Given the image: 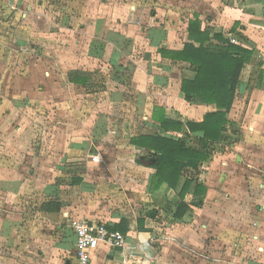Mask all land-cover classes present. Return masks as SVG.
Listing matches in <instances>:
<instances>
[{
    "label": "crops",
    "instance_id": "1",
    "mask_svg": "<svg viewBox=\"0 0 264 264\" xmlns=\"http://www.w3.org/2000/svg\"><path fill=\"white\" fill-rule=\"evenodd\" d=\"M108 2L105 0L100 4L108 8ZM263 6L264 0H148L130 7L124 4L122 14H132L131 21L124 16L117 22L111 21L108 16H101L95 29L89 30L91 34L94 33L95 41L112 45L113 58L118 62L131 51L127 47L130 42H136L137 46L145 50V57L136 63L130 79V87L135 94V110L143 114L144 118L142 132L154 129L150 125V115L156 99L149 92L151 85L166 91L161 97L167 114L185 123L201 121L208 112L216 110L215 105L200 99L187 101L181 91V82L183 79H193L195 73L186 63L171 65L158 52L160 47L174 50L183 48L188 41V21L194 14L199 15L202 28L209 27L212 33L221 34L231 42L253 51L250 62L242 70L241 83L228 112L225 138L212 143L213 150L208 162L198 170L189 169L186 173L187 177L204 183L207 190L202 196L195 195L196 182L192 184L186 195L191 210L182 220H174L172 211L180 203L179 192L186 178L181 179L176 191L169 189L167 184L155 192L149 190L150 180L155 173V169L150 166L153 158L147 151L130 144V138L139 133V129L126 128L127 134L124 135L121 122L117 119L109 123L112 115L102 113L98 122L92 125L93 133L91 129L86 133L84 129L76 133L70 129V125L59 126L58 122L50 126L54 132L51 141H46L44 137L45 133L49 135L47 131L39 141H28L19 123L22 120L20 108L23 101L11 99V79H7L6 83L3 81L4 88L0 92V243L4 249H0V260L5 258L3 254L10 252L14 237L22 228L21 223L14 218L18 216L16 211H10L12 205L17 202V196L22 199L33 192L39 197L35 202V210L41 214L40 219L48 220L51 227L59 226L66 230V237L73 242V254L76 236L72 223L75 220L81 217L89 223L104 222L108 225H115L122 218L127 220L129 231L126 234V247L113 249L108 243L100 242L92 254V264H176L188 254L203 252L207 243L218 242V238L215 241L207 240V230L215 232L223 220L232 229L236 224L235 214H241L242 211L249 212L246 220L251 226H246V232L254 234L246 237V243L253 242L257 244L256 251L264 252ZM152 58L156 61H152ZM118 85L121 87V83L118 82ZM110 92L112 102L125 100L123 89L117 87ZM82 95L79 93L78 96ZM168 106L176 107L178 115ZM58 126L62 129V136L58 134L56 137ZM187 131L184 126L183 131L174 136L187 137L189 145L199 147L194 137L201 134L191 133L188 137ZM124 136L129 138L125 141L128 148L133 149L132 161L138 166L137 173L130 175H124L122 171L123 157L108 158L106 152L99 149L102 144L106 145V141L115 143L123 140ZM74 139L78 143L72 144ZM81 149L86 153V172H73L71 175L68 172L71 170L70 164L62 168L60 165L69 161L70 151L75 153ZM103 163H117L120 169L102 176L96 165ZM105 176L113 182L110 189L104 182ZM77 178L82 179L81 184L74 183ZM63 186H66L67 192L75 188L79 192L69 194L61 190ZM55 197L69 202L70 206L60 213L42 212V201ZM154 209L157 215L148 216ZM139 219L146 230H138ZM246 263L264 264L261 257H248Z\"/></svg>",
    "mask_w": 264,
    "mask_h": 264
},
{
    "label": "rangeland",
    "instance_id": "2",
    "mask_svg": "<svg viewBox=\"0 0 264 264\" xmlns=\"http://www.w3.org/2000/svg\"><path fill=\"white\" fill-rule=\"evenodd\" d=\"M102 1L105 0H0V92L4 88L3 83L11 79V99L23 101L20 108L22 120L19 123L24 129L26 140L39 141L47 131L49 135L46 136L45 133L44 137L46 141H51L54 132L50 130V126L58 122L59 126L70 125V129L76 133L81 129H84L85 133L91 129L93 133L92 125L98 122L102 113L112 115L109 123L118 119L124 135L127 134L126 128L140 131L145 127L143 114L135 110V94L130 87L132 72L136 63L145 57V50L140 45L137 46L136 42H130L127 47L129 46L128 51H131L124 54L118 62L113 58L112 45L95 41L94 33L91 34L89 30L95 29L101 16H108L111 21L117 22L124 16L122 14L124 4L130 7L148 0H109L108 8L100 4ZM115 5L117 6L113 8ZM100 8L102 10H99ZM124 17L129 18V21L133 19L130 13ZM152 61L156 59L152 58ZM117 67L121 72L117 71ZM78 68L101 70L107 79V90L90 95L85 93L82 86L70 84L68 73ZM114 73L116 75L124 73L125 81L121 83V87L118 81L114 80ZM117 87L126 93L125 100L112 102L109 98L110 91H115ZM149 92L155 95L156 102L162 104L161 96L166 93L162 87L151 85ZM71 93L74 94L73 97ZM79 93L83 95L78 96ZM168 108L173 109L174 114L178 115L176 107ZM59 126L55 131L56 137L58 134L62 136V129ZM124 137L115 143L106 141V145L102 144L99 149L105 151L108 158L123 157L122 171L124 175H130L137 173L138 166L132 161L134 152L128 148L126 142L129 138ZM74 140L72 144L78 143L76 139ZM85 155L83 149L75 153L70 151L69 161L62 162L63 165L60 167L70 164L69 174L73 175V172L84 174ZM96 167L102 176L120 169L117 163H103ZM66 181L65 179L64 183ZM104 182L110 189L113 182L108 177ZM61 190L68 191L66 186ZM78 192L79 189L75 188L74 191L67 193ZM37 200L39 197L36 192L22 199L17 196V202L12 205L10 211H16L18 216H12L21 223L22 228L21 232L15 235L10 252L3 254L5 258L0 260V264H67V261L71 260L72 240L66 237L65 229L59 226L51 227L48 220L40 219L41 214L35 210ZM242 201L246 203L244 199ZM248 213L246 211L236 213V224L232 229L227 226L226 220H223L215 232L207 230L205 233L207 240L215 241L218 238V242L207 243L203 252L196 255L188 254L176 264H247L248 257L253 259L261 257L264 263V252L256 251L257 244L246 243V237L254 235L246 232V226H251L246 220ZM161 232H164L163 228ZM64 238L67 240H63ZM62 241L64 242L61 243ZM1 245L0 243V249H4Z\"/></svg>",
    "mask_w": 264,
    "mask_h": 264
},
{
    "label": "trees",
    "instance_id": "3",
    "mask_svg": "<svg viewBox=\"0 0 264 264\" xmlns=\"http://www.w3.org/2000/svg\"><path fill=\"white\" fill-rule=\"evenodd\" d=\"M188 41L182 49L174 50L160 47L158 52L171 65L186 63L195 73L193 79H183L181 91L187 101L200 99L207 104H213L216 110L208 112L201 121L183 122L167 114L164 105L155 102L150 118L153 130L140 131L130 138V144L143 151H147L153 158L151 167L155 169L149 190L155 192L164 184L176 191L182 178H186L179 192L180 203L172 211L174 220H182L191 210L186 201L192 184L196 182L195 195H204L207 187L204 183L187 177L189 169L198 170L210 160L212 143L222 141L225 136L228 112L234 102L235 94L240 86V76L246 63L250 62L253 51L239 44L231 42L223 35L212 33L211 28H202L198 14L188 21ZM102 48V47H101ZM122 65V64H120ZM122 67V66H121ZM113 69V68H112ZM117 71L121 72L117 67ZM116 72V71H115ZM114 73L113 78L119 83L125 80L124 73ZM120 74V75H119ZM112 75V74H111ZM71 83L81 85L86 94H96L107 90L106 77L101 70L78 68L68 73ZM187 128L186 136H195L199 147L189 145L187 137L174 136ZM75 184H81L82 179H75ZM70 203L59 197L44 199L41 211L45 213L63 212ZM157 210L148 214L155 217ZM111 231H121L124 235L129 231L125 218L115 225H108ZM138 230H146L143 221L138 220Z\"/></svg>",
    "mask_w": 264,
    "mask_h": 264
},
{
    "label": "built area",
    "instance_id": "4",
    "mask_svg": "<svg viewBox=\"0 0 264 264\" xmlns=\"http://www.w3.org/2000/svg\"><path fill=\"white\" fill-rule=\"evenodd\" d=\"M72 225L76 240L71 264H92V254L98 248L100 242L108 243L113 249L126 247V235L118 230H109L107 223L94 224L80 218L75 220Z\"/></svg>",
    "mask_w": 264,
    "mask_h": 264
},
{
    "label": "water",
    "instance_id": "5",
    "mask_svg": "<svg viewBox=\"0 0 264 264\" xmlns=\"http://www.w3.org/2000/svg\"><path fill=\"white\" fill-rule=\"evenodd\" d=\"M67 264H71V261H70V260H68V261H67Z\"/></svg>",
    "mask_w": 264,
    "mask_h": 264
}]
</instances>
